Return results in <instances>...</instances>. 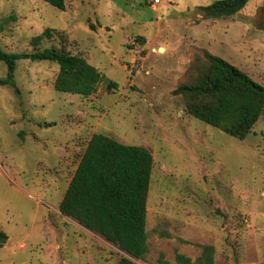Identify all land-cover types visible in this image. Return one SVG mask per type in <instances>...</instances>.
<instances>
[{
  "label": "rangeland",
  "instance_id": "rangeland-1",
  "mask_svg": "<svg viewBox=\"0 0 264 264\" xmlns=\"http://www.w3.org/2000/svg\"><path fill=\"white\" fill-rule=\"evenodd\" d=\"M217 0H0V49L55 48L103 80L82 97L56 91L59 66L0 61V264H119L125 254L59 205L94 135L153 157L147 253L134 264H264V112L243 140L188 113L212 99L175 95L209 83L207 55L264 88V0L229 18H207ZM52 38L36 43L45 30ZM163 50V52H161ZM112 82L116 88L107 89Z\"/></svg>",
  "mask_w": 264,
  "mask_h": 264
},
{
  "label": "trees",
  "instance_id": "trees-1",
  "mask_svg": "<svg viewBox=\"0 0 264 264\" xmlns=\"http://www.w3.org/2000/svg\"><path fill=\"white\" fill-rule=\"evenodd\" d=\"M65 11L66 0H42ZM250 0H217L201 10L207 18H229L245 8ZM3 26L0 25V33ZM52 38L45 30L33 39L40 43ZM211 64V81L178 87L175 95L212 99L215 104L189 108L188 113L201 122L239 140L245 139L264 112V88L226 61L207 55ZM53 62L59 66L55 89L61 93L90 97L97 92L103 76L83 59L50 48L32 54H8L0 49V61L8 69L2 85L14 84L16 62ZM108 90L116 88L112 82ZM153 157L142 147L123 145L104 135H94L59 205L61 215L75 220L86 230L101 236L124 254L119 264H134L130 258L142 259L147 253L146 206ZM8 236L0 229V249ZM212 249L203 257L211 264ZM178 264H191L177 255ZM166 264V263H163Z\"/></svg>",
  "mask_w": 264,
  "mask_h": 264
},
{
  "label": "bare ground",
  "instance_id": "bare-ground-1",
  "mask_svg": "<svg viewBox=\"0 0 264 264\" xmlns=\"http://www.w3.org/2000/svg\"><path fill=\"white\" fill-rule=\"evenodd\" d=\"M161 52H163V50H161Z\"/></svg>",
  "mask_w": 264,
  "mask_h": 264
}]
</instances>
